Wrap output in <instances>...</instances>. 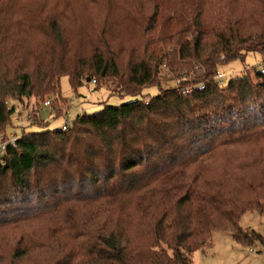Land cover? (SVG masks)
I'll return each instance as SVG.
<instances>
[{
    "label": "trees",
    "instance_id": "1",
    "mask_svg": "<svg viewBox=\"0 0 264 264\" xmlns=\"http://www.w3.org/2000/svg\"><path fill=\"white\" fill-rule=\"evenodd\" d=\"M249 53L261 69L217 81ZM163 64L179 84L163 85ZM63 76L75 91L90 78L112 95L159 92L7 145L0 230L17 239L6 261L194 264L215 230L264 243L240 223L264 209V0H0V137L18 105L36 115L46 95L51 107L63 98Z\"/></svg>",
    "mask_w": 264,
    "mask_h": 264
},
{
    "label": "rangeland",
    "instance_id": "2",
    "mask_svg": "<svg viewBox=\"0 0 264 264\" xmlns=\"http://www.w3.org/2000/svg\"><path fill=\"white\" fill-rule=\"evenodd\" d=\"M140 34L141 32L135 29H132L125 33V35L130 37V39H134V42L136 43L139 40ZM261 56L262 55H260L259 53H249L245 61H242L241 59H235L221 65L219 70L223 74V84H227L232 77L242 74L246 67L250 68L249 71H251L252 74L255 72L253 68L254 66H257V69H261L263 58ZM124 57L122 61L125 60ZM163 75L166 76L164 77L161 75L163 80L164 78L166 80L163 83L164 86L176 84V80L174 78L175 74H173V72L168 74L165 72V74ZM92 82L94 83V80ZM77 89V91L73 90L69 77L63 76L61 79V90L63 98L55 102L53 101V107H51V104L48 106L45 103L43 104L44 108L41 109V112L39 111L38 113H35L38 116L40 114L41 120L38 124L29 123L25 115L23 114V111L26 107L18 105L16 108L17 113L14 114V117L20 116L22 119L15 126L11 123L7 126L6 136L10 137L11 134H16L17 136L23 135L24 132L29 131L27 129L28 127H30V130L33 129L35 131L47 128L40 124L41 121H45L48 118V121L50 122L48 126L50 128H55L56 126L61 127L66 123H70L69 126H71L77 115L82 114L83 111L87 113H94L102 110L104 107V101L108 104L119 105L125 102L136 100L138 98L141 99L143 96L151 97L158 94L159 92L158 86H150L144 89V95H112L106 88L95 89L90 81L84 84V86L78 87ZM46 96V101L54 99V96ZM34 101V99H31L30 102L33 103ZM9 102V105H13L12 100H10ZM20 106L21 108H19ZM58 107L68 109L65 110L61 115H57ZM1 140L2 138L0 137V141ZM255 209L243 214L240 223L243 228L255 229L264 237V209L262 212H260V210L257 208ZM0 237V240L6 243L1 250V252L4 254L3 260L6 261L7 255L12 253L10 247L13 246V243H16L17 238L13 239L12 235L7 229L0 230ZM250 249H253L252 252ZM20 260H22V264L36 263V260L32 259L29 254L23 256V258ZM18 261L19 260H16V262ZM193 262L194 264H264V243L262 244L258 240H256L252 246H244L234 240L233 235L230 231L215 230L212 233L210 242L208 241L203 249L197 250L193 254ZM3 263L10 264L9 261Z\"/></svg>",
    "mask_w": 264,
    "mask_h": 264
},
{
    "label": "built area",
    "instance_id": "3",
    "mask_svg": "<svg viewBox=\"0 0 264 264\" xmlns=\"http://www.w3.org/2000/svg\"><path fill=\"white\" fill-rule=\"evenodd\" d=\"M162 73L165 74V72L168 74V73H171L168 66L166 64H163L162 66ZM172 75V74H171ZM175 78V77H174ZM216 79L217 81L220 83V84H223V74L221 72H218L217 73V76H216ZM176 85L179 84L180 82V79H176ZM95 81V80H94ZM205 83H195V84H192L190 86H186L183 90H182V93L184 94H189V93H192L193 91H196V90H203L205 88ZM45 104L48 106L51 104V100L49 101H46ZM23 114L25 115L27 121L31 124H38L39 121H40V118L37 116V115H34L32 112L28 111L27 109H25L23 111ZM21 117L20 116H17V117H14L13 119V123L12 125H17L20 121H21ZM69 124L70 123H66L64 124L63 126H59V127H56V128H59V129H62V130H66L68 127H69ZM54 128V129H56ZM23 134H26L25 132ZM22 135H19L17 136L16 134H11L10 137L6 136V134L2 137V140L0 141V155H3L6 151V148H7V145L8 144H15L16 143V140L21 137ZM251 252L253 249H250Z\"/></svg>",
    "mask_w": 264,
    "mask_h": 264
},
{
    "label": "crops",
    "instance_id": "4",
    "mask_svg": "<svg viewBox=\"0 0 264 264\" xmlns=\"http://www.w3.org/2000/svg\"><path fill=\"white\" fill-rule=\"evenodd\" d=\"M83 112H84V111H83ZM83 112H82V113H83ZM50 117H51V116H50ZM48 120H49V118L46 119L45 121H43V123H44L43 126H45L46 123H47L48 125L50 124V122H49ZM45 127H46V126H45ZM56 127H58V126H56ZM56 127H55V128H56ZM48 128H50V127L48 126ZM27 129H28L29 131H35V130H33V129L30 130V127H28ZM51 129H54V128H51ZM29 131H28V132H29Z\"/></svg>",
    "mask_w": 264,
    "mask_h": 264
},
{
    "label": "water",
    "instance_id": "5",
    "mask_svg": "<svg viewBox=\"0 0 264 264\" xmlns=\"http://www.w3.org/2000/svg\"><path fill=\"white\" fill-rule=\"evenodd\" d=\"M87 81L89 82L90 81V78H88Z\"/></svg>",
    "mask_w": 264,
    "mask_h": 264
},
{
    "label": "clouds",
    "instance_id": "6",
    "mask_svg": "<svg viewBox=\"0 0 264 264\" xmlns=\"http://www.w3.org/2000/svg\"><path fill=\"white\" fill-rule=\"evenodd\" d=\"M39 116H40V114H39ZM40 118V117H39ZM41 120V119H40ZM27 133V132H26Z\"/></svg>",
    "mask_w": 264,
    "mask_h": 264
}]
</instances>
